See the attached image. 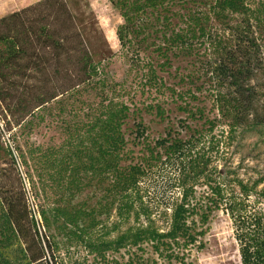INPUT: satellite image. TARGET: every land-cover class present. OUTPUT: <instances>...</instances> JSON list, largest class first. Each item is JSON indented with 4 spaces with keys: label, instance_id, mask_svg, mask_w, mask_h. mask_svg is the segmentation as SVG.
<instances>
[{
    "label": "trees",
    "instance_id": "16d2710c",
    "mask_svg": "<svg viewBox=\"0 0 264 264\" xmlns=\"http://www.w3.org/2000/svg\"><path fill=\"white\" fill-rule=\"evenodd\" d=\"M108 2L121 19L119 50L99 62L64 0L0 18V121L8 135L2 143L0 131V264H52L48 249L55 260L35 229L19 172L42 219L63 226H78L83 214L57 203L97 180L113 199L101 207L139 226L131 249L146 244L163 261L131 264H185L183 251L201 235L196 226L215 212L231 223L240 264H264V173L243 179L217 167L239 129L264 126V0ZM179 58L195 63L176 88L158 72ZM115 62L125 66L120 80L110 71ZM201 101L210 111L195 105ZM168 103L186 118L151 138L143 114L164 120ZM48 120L67 137L60 146L30 140ZM162 166L173 170L171 195L156 201L142 180Z\"/></svg>",
    "mask_w": 264,
    "mask_h": 264
},
{
    "label": "rangeland",
    "instance_id": "374dc122",
    "mask_svg": "<svg viewBox=\"0 0 264 264\" xmlns=\"http://www.w3.org/2000/svg\"><path fill=\"white\" fill-rule=\"evenodd\" d=\"M40 0H0V18L12 12L23 9ZM75 20L76 26L82 35L95 62L104 61L119 50L115 35L116 26L121 23L118 12L108 0H64ZM192 59H172L171 66L166 72H158L167 85L178 86V76L187 74L192 68ZM125 66L122 62H115L110 71L120 80L123 77ZM195 105L205 107L210 111V104L201 101ZM166 119L160 120L154 115L143 114V123L147 126L151 138L165 135L168 128H174L185 120L186 115L180 112L176 105H166ZM193 126L194 121L186 119ZM1 142L7 143V136L3 132L0 121ZM66 135L59 125L46 121L31 135V142L35 145L60 146ZM139 149H135L138 154ZM2 155V154H1ZM217 163L219 172H235L241 178L255 177L264 173V126H255L239 129L229 150V155H223ZM172 168L162 166L142 180V186L149 198L162 200L171 193L168 189L169 178L172 177ZM23 172V171H22ZM21 186L25 195V202L30 216L35 221V229L42 243H50L54 259L48 249V259L52 264H131L132 260L147 258L156 259L158 263L162 258L151 254L152 250L146 244L140 249H131L129 240L139 226H132L133 219L120 221L114 207L108 209L101 205L110 204L113 200L108 192L101 190L97 180H85V189L67 203L61 201V206L68 212L79 211L83 214L78 226H63L61 221H53L47 214V222L39 215L37 200L31 193L28 183L19 172ZM58 192H61L59 190ZM64 193V191L62 192ZM61 196V194H60ZM164 229L165 226H152ZM201 232L196 243L190 244L183 251L185 264H240L237 244L233 237L230 221L221 212L213 213L205 226H196ZM49 243L47 245H49ZM175 264V261H173Z\"/></svg>",
    "mask_w": 264,
    "mask_h": 264
}]
</instances>
